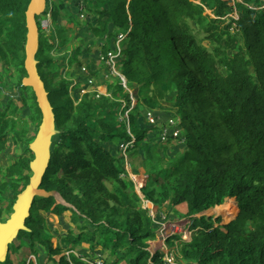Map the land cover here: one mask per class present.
I'll list each match as a JSON object with an SVG mask.
<instances>
[{"label": "trees", "instance_id": "trees-1", "mask_svg": "<svg viewBox=\"0 0 264 264\" xmlns=\"http://www.w3.org/2000/svg\"><path fill=\"white\" fill-rule=\"evenodd\" d=\"M75 1L47 0L43 18L51 14L54 26L49 33L42 17L37 18L38 69L58 130L41 188L58 193L61 200L35 198L26 222L29 231H21L0 264H15L25 247L35 261L20 258L19 264H96L99 259L102 264H168L164 251H150L161 227L126 176L120 146L130 142L127 154L131 151V159H141L147 168V184L140 190L143 199L166 220L176 206L185 204V218L194 221L191 242L181 241L180 235L169 240L170 245L176 240L183 244L184 261L264 264V0H81L79 12L90 19L80 23L77 17L75 26L87 27L97 42L107 38L105 55L116 50L120 35L128 34L116 58L127 84L112 75L110 53H99L96 69L83 67L81 74L99 72L92 77L99 74L108 93L99 95L75 84L74 100L68 76L89 52L86 42V47L76 42L63 25L64 19H74L69 7ZM30 2L0 0V155L11 142L26 148L0 174V222L9 220L18 195L30 183V144L42 123L36 95L23 85ZM192 24L196 35L203 36L202 43ZM65 61L70 72L61 76ZM133 99L137 104L129 113V126L119 123L118 115ZM166 103L173 128L184 131L180 139L186 145L180 155L162 158L145 143L150 130L140 129L138 119L144 110H163ZM127 159L131 168L140 167V162ZM228 198L236 199L239 209L225 231L212 219L197 217L223 206ZM67 213L78 232L68 231L64 239L71 248L64 251L62 244L53 243L49 217L64 219ZM84 241L90 253L80 256L76 249ZM95 251L102 257L92 258Z\"/></svg>", "mask_w": 264, "mask_h": 264}, {"label": "rangeland", "instance_id": "rangeland-1", "mask_svg": "<svg viewBox=\"0 0 264 264\" xmlns=\"http://www.w3.org/2000/svg\"><path fill=\"white\" fill-rule=\"evenodd\" d=\"M230 2H232V4L234 3V0H228ZM240 1V0H238ZM81 3V0H76L75 2H73L72 6L69 7V10H71V14L74 17V19L71 20V22H68L67 19H64L63 25L65 26V28L67 30H69L68 34L75 35V41L78 42L83 47H86V45H88V50L89 52L86 53L85 56L82 57V65H77L75 66L70 74L69 72H67V67L69 62L65 61V68H63L61 70V72L59 73V75H64L66 76L67 74H69L68 77H70L72 79L71 83L72 85L69 88V94L72 96V98L74 99V93H76L77 91L75 90V84L78 85H83V87H89L91 91H96L99 95H106L108 93V87L104 84L102 78L100 80L99 74L98 77H95L94 74L99 73V72H92V76L89 73V75H85V77L81 74V69L83 67H86L89 69V71H92L93 69H96L94 67H96V63H97V56L99 53H101L103 56H108V60L107 62L109 64H112V75L113 76H120L123 83L126 85L127 84V79L121 74L120 70L118 69V65H117V61L116 58L119 56L121 50H123L124 46L127 45V36L128 34H124V35H120L118 37V41H117V45H116V50L112 49L110 50L106 55L104 54L105 51V47L107 45H109V42H107V38L102 41V42H97L92 36H90L89 32H88V28H77L75 26V23H77V17H80V20L82 22L80 23H84L87 22L90 19V15L85 14V15H81L79 12V5ZM87 8L89 9V4L87 5ZM79 12V13H78ZM44 16V15H43ZM43 16H41V22H42V27L45 30V32L49 33L51 30L54 29L53 26V21L51 18V14H48L47 16H45V18H43ZM95 18V17H94ZM230 20V19H229ZM97 24V22L95 23V25ZM192 31L194 33V35L196 36L197 40L201 42V40L203 39V36H197V27L192 24ZM86 42V45H83V42ZM204 44L208 47H210V45L208 44V42L205 40ZM73 46L70 47V49H72ZM66 50L63 49L62 52L60 54H64ZM117 53V54H116ZM58 53H53V56H56ZM68 54V51H67ZM1 68V66H0ZM87 69V70H88ZM85 80L87 82H85ZM87 88H82V90L87 91ZM82 91V92H84ZM75 100V99H74ZM137 104V101H135L133 99L132 101V106L130 108H126L125 110H123L121 112V114L118 115V121L123 122L124 124H127V126H129V113L131 111V108L134 107ZM22 104L19 102V106H21ZM124 112V113H123ZM172 111L169 110V103H166V108H164L163 110H144L143 111V115L138 119V126L140 129H149L150 133L148 135V138L146 140L145 143H149L151 145H153L155 147L156 152L160 155V157L163 158L164 157H176L178 155H180L184 150H185V141H182L180 139V136L184 133V131H180V130H175L173 127L175 125V123L171 122V116H173V113H171ZM28 114V110H25L23 112V118H25ZM151 123L152 126H149L148 123ZM171 122V123H170ZM159 136H162V142L159 143ZM166 136H173L170 142H168V140H164ZM179 136V137H178ZM178 139V140H176ZM182 142V143H181ZM25 147L24 146H19L16 145L15 143L11 142L9 149L7 150V152L4 155H0V174L3 170H5L10 162L18 155L24 154L25 153ZM114 153H116V151H113ZM116 155L118 157L121 156V153L118 152V154L116 153ZM131 151L127 154V157H129L130 163L132 164L133 162H140V167L137 169H134L133 167L131 168L130 165L127 166V174L126 176L131 175L133 178H135L136 180H138L139 178L142 179H146L147 180V176H146V167H143L144 165L141 163V159L137 158L136 160H132L131 157ZM143 156V152L141 153L140 157ZM125 179V175L122 176ZM135 187V186H134ZM135 190L141 195V198L143 200V208L148 211L150 217L152 218L153 222L155 224H159L160 227H167L170 224H174V222H178L179 224L183 225V226H187V224H191L192 219H186L185 218V211H186V205L182 204L179 206H176L174 208V210L172 211V217H167L168 220H166V216L163 214L162 217L160 218L159 214H157L154 210V206L151 205L149 202H147L146 200L143 199V196L140 192V189L135 187ZM230 199H227V201ZM227 201L225 202V204L221 207H217L218 209L216 210L215 213H212V211H214L215 209L209 210L207 211V215L206 213H202L199 214L197 217H203L205 216L207 219H212V221L215 223V227L216 228H220L221 230H226V226L229 225L231 222H233L238 215V203L237 201L235 202L234 199L230 200L229 203L227 204ZM236 211V212H235ZM234 213V214H233ZM43 214V213H42ZM67 216L64 219L59 218L58 216L55 215H50L49 220L52 223L53 227H54V231L53 234L55 232V238H53V243L55 246L61 245V249H63L64 251H68V249L71 248V245H69L66 240L64 239L67 235H68V231L73 229L72 232L74 231L73 235H76L78 232V229H75L74 225L71 223L70 221V217L68 216L69 213L66 214ZM166 215H168L166 213ZM210 215V216H209ZM230 215L232 216L231 220H226L225 216ZM217 219H220V221L217 222ZM177 220V221H175ZM193 221V220H192ZM194 222V221H193ZM74 227V228H73ZM189 227V225H188ZM189 229V234L188 235H182L181 241L183 242H191L194 234H195V229L194 227L188 228ZM160 232V230H159ZM157 235H158V231H157ZM177 236V235H176ZM184 237V238H183ZM175 238V236H174ZM177 238V237H176ZM187 239V241H186ZM65 240V241H64ZM16 242V241H15ZM157 242H159V239L157 237V239L155 241L150 242V251L154 252L155 247H157ZM179 241L173 242L171 243V245L169 244V247L172 248L174 250L172 256H170L171 260H174L175 264H188L187 261H184V259L182 258L181 255V250H182V245L180 244L178 245ZM19 244V243H18ZM159 245V244H158ZM178 245V246H177ZM89 244L84 241L81 244V247H77V252L80 256H86L90 253L89 251ZM101 248H98V251H100ZM98 251H95L93 253V257L94 259L98 258V257H102L101 253H98ZM170 251V250H169ZM22 254H20L16 259H15V264H19V259H23V260H27V261H35L34 256L31 254V251L29 250V248L25 247L22 251ZM40 253V252H39ZM98 253V254H97ZM68 255V253H65ZM64 256V254H62L61 256L57 257L56 260L57 262L61 259V257ZM164 261H167L166 258H164ZM52 264V263H51ZM170 264V263H169Z\"/></svg>", "mask_w": 264, "mask_h": 264}, {"label": "water", "instance_id": "water-1", "mask_svg": "<svg viewBox=\"0 0 264 264\" xmlns=\"http://www.w3.org/2000/svg\"><path fill=\"white\" fill-rule=\"evenodd\" d=\"M46 9L47 0H31L26 12V27L28 32L25 47V70L27 76L23 79V85L31 88L35 93L39 109L42 113V123L35 140L30 144V150L34 154V160L30 164L32 171L30 183L18 195L13 207V214L9 220L0 222V263H4L7 260L10 246L17 240L21 231H29L26 222L30 217L35 198H49L53 196L61 200L58 193L47 192L41 188L50 166L53 140L58 134L54 109L50 103L45 83L39 74V62L37 61V54L40 49L37 18L43 16ZM157 237L161 242L164 240L161 231L158 232ZM157 250L163 251V246L151 252L154 254Z\"/></svg>", "mask_w": 264, "mask_h": 264}, {"label": "built area", "instance_id": "built-area-1", "mask_svg": "<svg viewBox=\"0 0 264 264\" xmlns=\"http://www.w3.org/2000/svg\"><path fill=\"white\" fill-rule=\"evenodd\" d=\"M172 123H173V121H172ZM132 145H133V142L126 143V144L120 146V148H121V150L123 152V155L126 157V168L129 165V162H128V159H127V151H128V149L130 147H132ZM128 178H130L134 182L136 189L139 188L141 190L147 184V180L146 179L144 180L142 178H139L138 180H136L131 175H129ZM190 221H191V224H187V226H183V225L179 224L178 222H174V224H170L167 227H161L160 228V231H161V233H162V235L164 237V240L162 242L161 241L160 242H161V244L163 246V251L165 253L164 258H166V260H167L165 262H167L168 264L169 263L170 264H175L176 263V262L174 263V260L170 259V256H172L174 250L169 247V240L171 238H173L174 236H176V235L177 236L178 235L182 236L183 234L184 235H188L189 234V229L188 228L191 227V229H192L193 224H194V222L192 220H190ZM188 225H189V227H188ZM176 241H174V242H176ZM186 241H187V239H186ZM178 245H179V243H178ZM96 264H102L100 259L96 261Z\"/></svg>", "mask_w": 264, "mask_h": 264}, {"label": "crops", "instance_id": "crops-1", "mask_svg": "<svg viewBox=\"0 0 264 264\" xmlns=\"http://www.w3.org/2000/svg\"><path fill=\"white\" fill-rule=\"evenodd\" d=\"M228 203H229V202H228ZM150 204L153 205L152 203H150ZM216 209H218V208H216ZM216 209H215V210H216ZM215 212H216V211H212V213H215ZM205 213H206V212H205ZM203 214H204V213H203ZM206 215H207V213H206ZM209 216H210V215H209ZM175 221H177V220H175ZM158 244H159V245H158ZM156 245H157V247L153 248L154 250H155V249H159V248L162 246L160 242H157Z\"/></svg>", "mask_w": 264, "mask_h": 264}, {"label": "bare ground", "instance_id": "bare-ground-1", "mask_svg": "<svg viewBox=\"0 0 264 264\" xmlns=\"http://www.w3.org/2000/svg\"><path fill=\"white\" fill-rule=\"evenodd\" d=\"M228 199L232 200V199H234V198H228ZM230 200L227 201V204H228V202H229ZM234 200H235V202H236V199H234Z\"/></svg>", "mask_w": 264, "mask_h": 264}, {"label": "clouds", "instance_id": "clouds-1", "mask_svg": "<svg viewBox=\"0 0 264 264\" xmlns=\"http://www.w3.org/2000/svg\"><path fill=\"white\" fill-rule=\"evenodd\" d=\"M160 242V241H159Z\"/></svg>", "mask_w": 264, "mask_h": 264}]
</instances>
